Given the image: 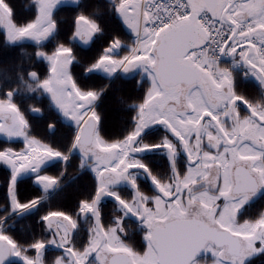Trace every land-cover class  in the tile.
Wrapping results in <instances>:
<instances>
[{
	"label": "snow or ice",
	"instance_id": "1",
	"mask_svg": "<svg viewBox=\"0 0 264 264\" xmlns=\"http://www.w3.org/2000/svg\"><path fill=\"white\" fill-rule=\"evenodd\" d=\"M67 2L66 39L37 51L47 65L43 77L28 75L74 128L64 147L47 143L31 135L14 91L0 93V136L21 142L0 145V164L10 170L3 179L10 213L40 206V197L21 198L22 177L31 173L43 192L55 190L60 177L46 174V165L66 167L76 152L81 170L92 161L91 190L73 208L40 215L50 239L25 244L0 228V264H43L49 246L62 250L56 264H88L93 254L97 264H197L201 251L212 254V264H248L264 253V210L252 212L264 200V106L244 86L254 78L264 91V0H108L114 30L90 60L78 45L90 50L105 33L103 14L85 11L87 0ZM33 3L31 16L22 17L11 0H0V38L41 45L60 37L62 0ZM238 67L245 71L237 74ZM136 68L144 91L126 105L130 125L108 134L95 73ZM57 127L47 124L49 133ZM156 153L166 157L163 171L150 160ZM105 198L120 217L105 218ZM89 216L93 225L77 247L73 234ZM128 217L143 230L135 244L127 239Z\"/></svg>",
	"mask_w": 264,
	"mask_h": 264
},
{
	"label": "trees",
	"instance_id": "2",
	"mask_svg": "<svg viewBox=\"0 0 264 264\" xmlns=\"http://www.w3.org/2000/svg\"><path fill=\"white\" fill-rule=\"evenodd\" d=\"M33 0H11L14 13L22 17L31 16L34 12V6L31 4ZM85 11L92 14L96 8H99L103 16L100 17V22L105 27V33L99 36L92 44L89 50L82 45L79 47V55L85 60L92 59L101 49L102 45L110 38L112 31L114 30L112 17L108 13V0H87ZM69 4L63 5L57 8L55 15L56 19L61 25L60 37H54L47 43L37 44H19L16 46H10L7 43L6 38H0V82L3 84L12 83L14 86L19 80L23 78L28 71L37 70L41 77L44 76L46 70V64L43 59L37 57V51H50L51 48L59 42L60 39H66L68 28L71 24V19L67 8ZM69 17V18H68ZM1 31V30H0ZM126 35L127 30H125ZM242 74L241 72H236ZM143 79L137 72H131L126 74L117 75L112 81L99 73H95L93 84L96 89H104V95L96 105L97 111L100 112L105 119V131L108 134H119L126 130L130 125V115L132 112L131 105L137 98L142 95L144 87H139V82ZM244 86L252 101L261 100L263 98L264 91H260L255 81L249 79L244 82ZM101 92V93H103ZM22 108H26L30 105L37 103L35 98L22 99ZM42 107L45 110L46 115L41 119L33 121L32 134L42 138L47 143H52L57 147H64L68 141L70 130L74 128L73 125L63 121L60 114L53 109L48 99L42 100ZM52 121H56L58 124L55 134L50 135L47 130V124ZM60 168L58 173H60ZM93 176L87 170H81L80 159L77 155H73L67 163L65 168L63 182H62V202L63 208H71L72 201L75 198L87 196L91 190ZM1 187V186H0ZM4 187V186H3ZM264 210V200H258L254 202L252 212L258 214ZM43 210H38L36 217L39 218ZM4 216L0 212V219ZM33 216V215H32ZM20 220H23L20 219ZM23 222V221H21ZM31 230L34 232L35 227L31 224ZM22 243H24L23 235H16ZM27 241L25 244H27ZM248 264H264V253L253 256Z\"/></svg>",
	"mask_w": 264,
	"mask_h": 264
},
{
	"label": "flooded vegetation",
	"instance_id": "3",
	"mask_svg": "<svg viewBox=\"0 0 264 264\" xmlns=\"http://www.w3.org/2000/svg\"><path fill=\"white\" fill-rule=\"evenodd\" d=\"M2 31V29H0ZM7 40V39H6ZM7 43L10 46H16L19 44H30L27 39H20L17 40L16 43L11 44L8 40ZM36 44V43H33ZM41 59V58H39ZM226 61V63H228ZM35 71L39 73L37 70H31L26 73V75L23 76L21 80L18 81V83L14 86L12 83L8 84H3L0 82V93H6L9 89L14 91V97L13 100L15 103H17L21 109L23 110L25 116L29 120L31 124V131L33 129V121L36 119H41L46 115L45 110L42 107V100L44 99H49L48 95H41L37 93H43L41 89H35V90H24L22 89L23 82L24 81H29L30 83H37L36 80H33L28 73ZM21 93H32L29 95H20ZM35 93V94H34ZM33 97L37 101L36 104L30 105L33 110H29V106L26 108H22V102H24V98H30ZM253 102H258L262 106H264V93H263V98L261 100L253 101ZM51 106L52 102L50 101ZM53 107V106H52ZM54 109V108H53ZM38 110V111H37ZM55 110V109H54ZM56 111V110H55ZM68 123V122H67ZM71 124V123H69ZM57 130V129H56ZM48 132V130H46ZM49 133V132H48ZM50 135H53L55 133H49ZM31 135L38 137L34 134L31 133ZM40 138V137H38ZM7 138L0 136V145L3 147H18L21 146V142H16V141H11L8 142L6 141ZM73 155H77L80 158V154L78 152L73 153ZM71 156V157H72ZM150 160L161 170L163 171L165 168V163H166V157L160 153L153 154V156L150 158ZM68 163V162H67ZM92 164V161L89 160L85 166L84 170H87L88 172L91 173L90 169L87 168ZM67 166V165H66ZM60 170V173H58V169ZM9 170L5 168L4 166L0 165V212L4 214V216L0 219V228L3 227V230L13 236L14 238L16 237L17 233L23 235V241L26 243L27 241H32L34 239H50L52 237V232L46 231L45 226L43 222L39 218H33L31 217H36L38 210H43L42 213H44L46 210L49 208H63V202H62V195H61V190H62V182H63V177H64V172L65 168L63 169L62 162H56V161H50L46 165V174L53 175V176H58L60 177V186L55 189V190H49L47 193L43 192V190L35 183L34 181V176L31 173L26 174L24 177L21 179L24 181V184L22 185L20 196L22 199H29L33 196L40 197L41 198V203L40 206L32 211L25 212L23 214H15L10 213L9 207L5 201V187L3 183V179L7 176ZM92 174V173H91ZM77 198H75L72 202L71 208L74 207L75 202ZM102 209H103V214L106 219H113L115 217H120L121 212L116 208L114 205V202L111 199L105 198L102 201ZM33 215V216H32ZM23 220H20L22 219ZM23 221V222H21ZM33 223L35 230L34 232L31 230V224ZM93 225V220L92 218L89 217H84L79 219V231L73 234V243L79 247L82 243V237L86 235L89 231V229ZM142 228L140 224L135 220L134 217H128L127 218V223H126V232H127V239L129 243H138L140 242L142 238ZM29 254H31L29 252ZM62 255V250L53 246H49L44 253L43 257V264H56V260L59 256ZM208 255H212L210 252L205 253L201 251L199 256L197 257V264H202L207 262ZM67 260V258H65ZM210 260V259H208ZM8 264H20V262L15 259L11 258L8 261ZM88 264H97L95 255L93 254L92 256L89 257Z\"/></svg>",
	"mask_w": 264,
	"mask_h": 264
},
{
	"label": "rangeland",
	"instance_id": "4",
	"mask_svg": "<svg viewBox=\"0 0 264 264\" xmlns=\"http://www.w3.org/2000/svg\"><path fill=\"white\" fill-rule=\"evenodd\" d=\"M31 4L34 6V8H35V5H34V3H33V1L31 2ZM68 4V2H67V0H62V3H61V5L60 6H63V5H67ZM59 6V7H60ZM25 39H27L29 42H31V43H35L33 40H31V39H28V38H25ZM17 41H15V42H10L11 44H14V43H16ZM84 47V46H83ZM41 59H43V58H41ZM44 61V60H43ZM45 63V62H44ZM46 64V63H45ZM228 65H231V60L227 63ZM47 66V65H46ZM235 72H244L245 71V69H243L242 67H238V68H235V69H233ZM131 72H137V73H139L140 75H141V77H142V79H144V74H143V72H142V69H140V68H136V69H134V70H132ZM131 72H128V73H131ZM96 73H99V74H101V75H103V76H105V77H107V78H110L111 79V81L117 76V75H119V74H121V73H123V74H126L125 72H123L122 70H118L116 73H114L111 77H109L106 73H104V72H102V71H100V72H96ZM114 76V77H113ZM251 80H253V81H255V79L254 78H250ZM256 82V81H255ZM257 83V82H256ZM37 83H30L29 81H24L23 82V84H22V86H23V88L22 89H24V90H35V89H37L38 90V88H37ZM29 94H32V93H21L20 95H29ZM35 94V93H34ZM37 94H41V95H46V94H44V93H37ZM104 95V92L103 93H101V95H100V99H101V97ZM99 99V100H100ZM99 100L97 101V104H98V102H99ZM96 104V105H97ZM52 106H53V108L56 110V108L54 107V105L52 104ZM29 110L31 111V110H33L32 109V107L31 106H29ZM57 111V110H56ZM62 119H63V121H65V122H68V123H71L70 121H67V120H65L63 117H62ZM72 125V124H71ZM74 126V125H73ZM13 141H16V140H13ZM16 142H20V141H16ZM56 162H59V161H56ZM0 165H2V166H4L5 168H7V166H5V165H3V164H0ZM62 165H63V169L64 168H66L65 167V165L62 163ZM87 168H89L88 166H87ZM8 169V168H7ZM9 170V169H8ZM10 171V170H9ZM33 175V174H32ZM34 181H35V178H34ZM15 214H17V213H15ZM2 229H3V227H2ZM257 255H259V254H257ZM208 259H210V260H208ZM214 260V257L212 256V255H208V258H207V262L205 263H202V264H212V261Z\"/></svg>",
	"mask_w": 264,
	"mask_h": 264
},
{
	"label": "water",
	"instance_id": "5",
	"mask_svg": "<svg viewBox=\"0 0 264 264\" xmlns=\"http://www.w3.org/2000/svg\"><path fill=\"white\" fill-rule=\"evenodd\" d=\"M230 61V60H229ZM34 80V79H33ZM199 256V255H198Z\"/></svg>",
	"mask_w": 264,
	"mask_h": 264
},
{
	"label": "crops",
	"instance_id": "6",
	"mask_svg": "<svg viewBox=\"0 0 264 264\" xmlns=\"http://www.w3.org/2000/svg\"><path fill=\"white\" fill-rule=\"evenodd\" d=\"M114 77V76H113Z\"/></svg>",
	"mask_w": 264,
	"mask_h": 264
}]
</instances>
